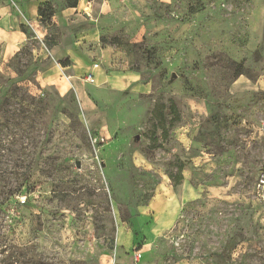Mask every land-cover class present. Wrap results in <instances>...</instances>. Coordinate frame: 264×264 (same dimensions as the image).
Listing matches in <instances>:
<instances>
[{"label":"rangeland","instance_id":"1","mask_svg":"<svg viewBox=\"0 0 264 264\" xmlns=\"http://www.w3.org/2000/svg\"><path fill=\"white\" fill-rule=\"evenodd\" d=\"M101 1L40 23L86 55L78 85L40 84L30 25L0 63V264H116L155 193L180 212L134 264H264V0Z\"/></svg>","mask_w":264,"mask_h":264},{"label":"crops","instance_id":"2","mask_svg":"<svg viewBox=\"0 0 264 264\" xmlns=\"http://www.w3.org/2000/svg\"><path fill=\"white\" fill-rule=\"evenodd\" d=\"M45 1L50 0H0V63L3 64L8 62L27 42L29 38L21 29V26L30 25L34 31V37L40 41V44L34 46L32 49L34 60L38 62L37 65L34 66L35 76L40 84L46 85L48 82H51V80L55 79L60 85H62V83L64 84L66 80L70 83L73 82L74 86L78 85L79 83L76 79L77 75L80 74V72L89 70V68L83 66L88 64L84 60L86 55L77 53L69 47H61L57 44L47 46L42 42L40 34L45 32V28L43 25H40L37 9L38 6ZM106 3L107 0L101 1L100 6L103 10L107 6ZM89 5L90 0H78L76 7L64 8V13L77 16L79 13H84L83 9H88ZM58 14L59 12L55 10V14L52 17L53 23L57 25L68 23L67 18L69 16L63 17L62 15L61 18L59 17L58 19ZM99 49L100 52H103V58L104 56L107 58L108 55H106V53L108 50L113 49L114 52H116V49L114 47L109 48V45L100 47ZM51 55L54 60H51ZM63 57H68L71 63L69 65H61L58 63V60ZM44 60L46 62L42 64L41 62ZM98 67L101 71L97 73L93 71L94 82L96 79L107 85H114L119 82L114 73H105L100 66ZM132 74L131 72H127L128 76H132ZM65 77H67L66 80ZM81 98L86 102L83 95H81ZM159 199V195L155 193L146 204L139 207L137 216L139 230L137 233H133L129 228L122 225L117 227L116 250H119V254H123V258L116 261V264H134L130 254L132 248L137 247L136 245L142 248L156 242V240L176 222L182 199H179L177 195L168 196L164 200L166 205L163 204V206L158 203ZM100 260L104 262V254H101ZM104 264L107 263L104 262ZM135 264L148 263L136 262Z\"/></svg>","mask_w":264,"mask_h":264},{"label":"trees","instance_id":"3","mask_svg":"<svg viewBox=\"0 0 264 264\" xmlns=\"http://www.w3.org/2000/svg\"><path fill=\"white\" fill-rule=\"evenodd\" d=\"M64 1L66 3L67 7H76L77 6V2H78V0H64ZM37 13H38V19H39L41 24H43V25H51L53 23L52 22V17L55 14V9H54L53 5L49 1L42 2L38 6ZM21 29L24 32H26V30H25L26 26L22 25ZM28 37H30V36L28 35ZM102 41L105 42V38H102ZM70 63H71V61H70V59L68 57L65 58V59H62L60 61L61 65H69ZM240 73L241 72H238L237 74H240ZM19 88H20V86L18 84H14L12 86L11 90H12V92H17V90H19ZM24 96H29V97H31L33 99L35 98L32 95H28V93H27V95L25 94ZM22 98H24V97H22ZM7 99H8L7 97H4L2 102H6ZM0 106H1V104H0ZM168 112L171 113V105H168Z\"/></svg>","mask_w":264,"mask_h":264},{"label":"built area","instance_id":"4","mask_svg":"<svg viewBox=\"0 0 264 264\" xmlns=\"http://www.w3.org/2000/svg\"><path fill=\"white\" fill-rule=\"evenodd\" d=\"M86 79L88 80V81H90V82H92L93 81V74L92 73H88L87 74V76H86ZM24 201V199H22L21 200V202H23Z\"/></svg>","mask_w":264,"mask_h":264},{"label":"water","instance_id":"5","mask_svg":"<svg viewBox=\"0 0 264 264\" xmlns=\"http://www.w3.org/2000/svg\"><path fill=\"white\" fill-rule=\"evenodd\" d=\"M76 165L79 166V162L78 161L76 162Z\"/></svg>","mask_w":264,"mask_h":264}]
</instances>
